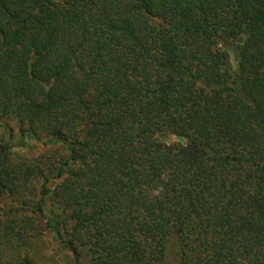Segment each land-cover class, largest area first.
Returning a JSON list of instances; mask_svg holds the SVG:
<instances>
[{
    "label": "trees",
    "instance_id": "16d2710c",
    "mask_svg": "<svg viewBox=\"0 0 264 264\" xmlns=\"http://www.w3.org/2000/svg\"><path fill=\"white\" fill-rule=\"evenodd\" d=\"M1 126L0 196L44 179L70 264H264V0H0Z\"/></svg>",
    "mask_w": 264,
    "mask_h": 264
},
{
    "label": "rangeland",
    "instance_id": "374dc122",
    "mask_svg": "<svg viewBox=\"0 0 264 264\" xmlns=\"http://www.w3.org/2000/svg\"><path fill=\"white\" fill-rule=\"evenodd\" d=\"M233 61L236 55H231ZM13 134L17 132L15 123L7 121ZM0 137H8L7 130L0 127ZM10 160L14 164L31 162L33 160H48V156L56 154V145L33 139L24 143L19 135L9 140ZM44 179L28 178L23 195L0 196V264H70L74 261L72 252L64 242L46 225V220L34 212L33 208L41 202L44 189L41 188ZM53 180L46 183L49 189ZM45 203V202H41ZM49 203V201H48ZM47 204V203H45ZM52 221L56 214L47 204L44 211ZM39 219V221H38ZM54 225V224H53ZM80 263L88 259V264H182L176 241L170 237L167 248L162 252L159 261L146 260L142 254L148 251H85L80 248ZM152 252V251H151ZM139 254L134 258V254Z\"/></svg>",
    "mask_w": 264,
    "mask_h": 264
}]
</instances>
